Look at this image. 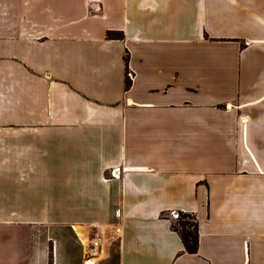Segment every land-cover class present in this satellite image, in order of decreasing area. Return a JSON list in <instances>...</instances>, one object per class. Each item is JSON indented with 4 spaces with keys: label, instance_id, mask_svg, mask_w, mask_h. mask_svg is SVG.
Returning <instances> with one entry per match:
<instances>
[{
    "label": "crops",
    "instance_id": "1",
    "mask_svg": "<svg viewBox=\"0 0 264 264\" xmlns=\"http://www.w3.org/2000/svg\"><path fill=\"white\" fill-rule=\"evenodd\" d=\"M0 11V264H62L63 228L97 264H264V0Z\"/></svg>",
    "mask_w": 264,
    "mask_h": 264
},
{
    "label": "trees",
    "instance_id": "2",
    "mask_svg": "<svg viewBox=\"0 0 264 264\" xmlns=\"http://www.w3.org/2000/svg\"><path fill=\"white\" fill-rule=\"evenodd\" d=\"M108 38L123 39L124 35L121 32H109ZM126 62L128 63V58H126ZM131 85L132 81L128 76L126 87L130 88ZM188 220H192L193 222H189ZM172 227L174 231L179 233V235L181 236L185 251L190 254H197L199 251L200 236L199 226L196 218L192 214L180 212L179 217L176 219V221L173 222Z\"/></svg>",
    "mask_w": 264,
    "mask_h": 264
},
{
    "label": "rangeland",
    "instance_id": "3",
    "mask_svg": "<svg viewBox=\"0 0 264 264\" xmlns=\"http://www.w3.org/2000/svg\"><path fill=\"white\" fill-rule=\"evenodd\" d=\"M90 11L94 14L98 13L101 11V5L99 4H92V6H90ZM0 18H5V12H1L0 11ZM179 215V214H177ZM176 215V216H177ZM175 216V221L177 219V217ZM189 222H193L192 220H188ZM49 229H40L41 232V236L44 237H49ZM56 232V238L59 239V236L61 237V243L63 244V248H62V264H66L67 262L71 263V259L69 257H66V253L68 252V256H72L73 260L72 263L73 264H85L86 261V257H85V251L81 252L78 248L75 249L76 247H74L73 243L75 244V240H74V236L73 234H71L69 229L63 228L61 231V235H59V229H55L54 230ZM89 233V232H88ZM89 236H91V238L95 237L94 233H91ZM73 242V243H71ZM85 248V246H83ZM83 253V254H82ZM95 263L97 264L98 259L94 260ZM108 264H117V254L113 253V257L112 260L108 263Z\"/></svg>",
    "mask_w": 264,
    "mask_h": 264
},
{
    "label": "built area",
    "instance_id": "4",
    "mask_svg": "<svg viewBox=\"0 0 264 264\" xmlns=\"http://www.w3.org/2000/svg\"><path fill=\"white\" fill-rule=\"evenodd\" d=\"M120 172H121L120 169H115L112 172V176L114 178H120V174H119ZM176 217L178 218L179 215H177ZM101 246H102V239L100 237L91 238V240H90V251L87 254L85 264H88L89 261H92V260H94L95 257H97Z\"/></svg>",
    "mask_w": 264,
    "mask_h": 264
},
{
    "label": "bare ground",
    "instance_id": "5",
    "mask_svg": "<svg viewBox=\"0 0 264 264\" xmlns=\"http://www.w3.org/2000/svg\"><path fill=\"white\" fill-rule=\"evenodd\" d=\"M80 236L83 238V241L85 242V239H84L85 234H84V233H80ZM95 260H96V259H95ZM94 263H95L94 260L88 262V264H94Z\"/></svg>",
    "mask_w": 264,
    "mask_h": 264
}]
</instances>
